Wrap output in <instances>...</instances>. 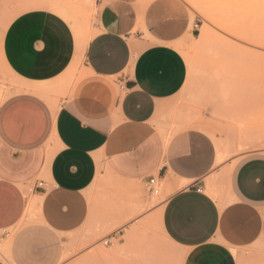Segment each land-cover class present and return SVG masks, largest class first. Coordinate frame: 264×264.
I'll list each match as a JSON object with an SVG mask.
<instances>
[{
	"label": "crops",
	"instance_id": "crops-1",
	"mask_svg": "<svg viewBox=\"0 0 264 264\" xmlns=\"http://www.w3.org/2000/svg\"><path fill=\"white\" fill-rule=\"evenodd\" d=\"M95 4V33L82 46L66 21L42 10L6 28L4 63L26 89L0 104V235L33 215L49 245L93 226L122 245L125 232L155 213L181 264H264V152L216 164L215 140L225 132L213 138L191 127L180 104L188 69L174 45L189 33L186 6ZM76 65L79 77L59 103L34 91ZM150 177L172 190L152 211ZM218 178L213 198L204 190ZM39 181L45 186L36 189ZM34 240L47 242L44 234Z\"/></svg>",
	"mask_w": 264,
	"mask_h": 264
},
{
	"label": "rangeland",
	"instance_id": "rangeland-1",
	"mask_svg": "<svg viewBox=\"0 0 264 264\" xmlns=\"http://www.w3.org/2000/svg\"><path fill=\"white\" fill-rule=\"evenodd\" d=\"M180 1L191 19L188 35L174 45L188 69L180 98L186 116L194 122L203 121L201 124L213 138L225 132L224 140H215L221 157L216 164L223 160L225 164L232 163L249 152H264V9L258 3L247 9L235 6L246 0H199L206 9L203 8L206 15H200L188 0ZM95 2L0 0V104L26 89L3 62L2 41L12 20L30 11L49 12L66 21L82 46L95 33L99 11ZM34 5L40 8L26 9ZM77 67L68 77L44 87L47 89L41 90V95L49 101L53 93L51 99L59 103L63 93L79 77ZM209 108L211 115L203 120ZM220 180L207 182L204 192L218 198ZM47 189H50L48 183ZM171 193L172 190L165 191L164 182L160 181L159 194L147 196V207L157 210ZM161 231L159 218L153 213L125 232L122 245L118 239L108 241L109 233L99 226L75 237L56 235L49 245L47 233L39 229V223L31 215L0 235V247L8 258L2 261L5 264H181V251ZM42 234L46 236L45 244L34 240Z\"/></svg>",
	"mask_w": 264,
	"mask_h": 264
},
{
	"label": "bare ground",
	"instance_id": "bare-ground-1",
	"mask_svg": "<svg viewBox=\"0 0 264 264\" xmlns=\"http://www.w3.org/2000/svg\"><path fill=\"white\" fill-rule=\"evenodd\" d=\"M189 1V3L193 6V8H195V10H197V13L199 12L200 13V15L202 14V15H206V14H204V12H205V8L202 6V3L199 1V0H188ZM34 8H40V7H38V6H36V5H34V6H30V8H26V9H34ZM205 10H204V9ZM198 13V14H199ZM207 13V12H206ZM197 15V14H196ZM205 36V35H204ZM204 38H206V37H204ZM89 39H90V37H89ZM202 39H203V36H202ZM202 39H200V40H202ZM84 40V39H83ZM208 40V39H207ZM84 41H86V40H84ZM84 41H83V43H84ZM205 41V40H204ZM206 42V41H205ZM4 62V61H3ZM4 65H5V67L8 69V67L6 66V64L4 63ZM9 70V69H8ZM11 72V71H10ZM12 73V72H11ZM32 89H34V88H32ZM34 91L37 93H42V91L41 90H39V89H34ZM41 95V94H40ZM43 95V94H42ZM193 123V122H192ZM188 125V124H187ZM189 126V125H188ZM186 127V126H185ZM191 127H195V128H197V127H199L201 130L203 129V131L205 130V131H207V127L205 126V125H203V124H201L200 122L199 123H194V126H191ZM198 128V129H199ZM220 154L218 153L217 154V162H219V160H220ZM0 259H3V260H6V251L4 250V249H2L1 247H0Z\"/></svg>",
	"mask_w": 264,
	"mask_h": 264
},
{
	"label": "built area",
	"instance_id": "built-area-1",
	"mask_svg": "<svg viewBox=\"0 0 264 264\" xmlns=\"http://www.w3.org/2000/svg\"><path fill=\"white\" fill-rule=\"evenodd\" d=\"M97 2H100V0H96ZM197 28V25L195 26ZM45 185L42 181H39L35 184V188H43ZM148 193L152 196H157L159 194V181L156 177H150L146 183ZM197 192H202L201 188L197 189ZM105 245L108 244L107 241L104 242Z\"/></svg>",
	"mask_w": 264,
	"mask_h": 264
},
{
	"label": "snow or ice",
	"instance_id": "snow-or-ice-1",
	"mask_svg": "<svg viewBox=\"0 0 264 264\" xmlns=\"http://www.w3.org/2000/svg\"><path fill=\"white\" fill-rule=\"evenodd\" d=\"M258 3V5L264 9V3H261L260 0H246V2L239 4V5H235L236 7H240L242 9H247L251 6H254Z\"/></svg>",
	"mask_w": 264,
	"mask_h": 264
}]
</instances>
